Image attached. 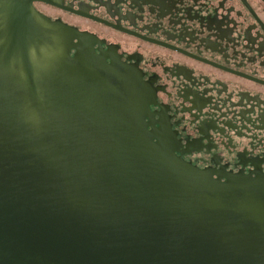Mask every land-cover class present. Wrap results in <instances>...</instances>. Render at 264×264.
<instances>
[{
  "label": "water",
  "instance_id": "water-1",
  "mask_svg": "<svg viewBox=\"0 0 264 264\" xmlns=\"http://www.w3.org/2000/svg\"><path fill=\"white\" fill-rule=\"evenodd\" d=\"M32 1L0 0V264H264V175L155 141L137 72L43 48Z\"/></svg>",
  "mask_w": 264,
  "mask_h": 264
},
{
  "label": "flooded vegetation",
  "instance_id": "flooded-vegetation-1",
  "mask_svg": "<svg viewBox=\"0 0 264 264\" xmlns=\"http://www.w3.org/2000/svg\"><path fill=\"white\" fill-rule=\"evenodd\" d=\"M88 49L140 78L146 121L186 162L225 182L264 175V0H34ZM54 39V40H53Z\"/></svg>",
  "mask_w": 264,
  "mask_h": 264
}]
</instances>
